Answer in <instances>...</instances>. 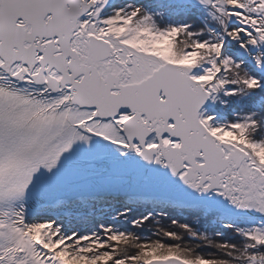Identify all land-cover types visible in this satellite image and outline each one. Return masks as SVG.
Returning a JSON list of instances; mask_svg holds the SVG:
<instances>
[{"label":"snow or ice","instance_id":"obj_1","mask_svg":"<svg viewBox=\"0 0 264 264\" xmlns=\"http://www.w3.org/2000/svg\"><path fill=\"white\" fill-rule=\"evenodd\" d=\"M0 264H264V0H0Z\"/></svg>","mask_w":264,"mask_h":264}]
</instances>
